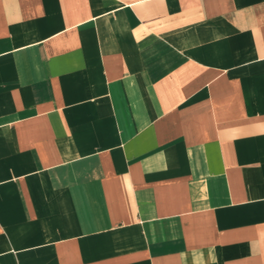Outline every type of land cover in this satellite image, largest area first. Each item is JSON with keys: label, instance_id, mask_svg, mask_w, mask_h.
Here are the masks:
<instances>
[{"label": "crops", "instance_id": "obj_1", "mask_svg": "<svg viewBox=\"0 0 264 264\" xmlns=\"http://www.w3.org/2000/svg\"><path fill=\"white\" fill-rule=\"evenodd\" d=\"M0 264H264V0H0Z\"/></svg>", "mask_w": 264, "mask_h": 264}]
</instances>
